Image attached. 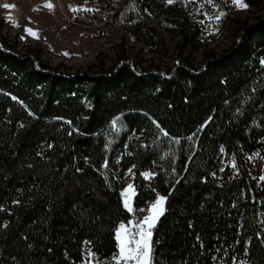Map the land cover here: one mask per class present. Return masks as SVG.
<instances>
[{
  "label": "trees",
  "instance_id": "obj_1",
  "mask_svg": "<svg viewBox=\"0 0 264 264\" xmlns=\"http://www.w3.org/2000/svg\"><path fill=\"white\" fill-rule=\"evenodd\" d=\"M245 3L254 22L232 20L229 45L192 68L179 56L202 49L197 2L108 0L163 71L117 58L65 74L0 17V264L111 260L131 219L114 161L135 210L165 198L150 264H264V182L245 159L264 156V0Z\"/></svg>",
  "mask_w": 264,
  "mask_h": 264
},
{
  "label": "rangeland",
  "instance_id": "obj_2",
  "mask_svg": "<svg viewBox=\"0 0 264 264\" xmlns=\"http://www.w3.org/2000/svg\"><path fill=\"white\" fill-rule=\"evenodd\" d=\"M107 1L20 0L13 8L0 6V11H5L3 16L0 15L5 20L2 34L6 37H14L18 34L21 39L20 46H37L40 49L42 60L53 67H58L60 72L65 74L90 73L98 65L99 59H103L109 64L117 58L129 60L139 70L163 71L164 66L160 64L154 54L125 35L122 26L112 25L111 9ZM181 1L197 2L192 8L191 14L193 21L199 23L202 30V49L193 53L183 52L179 56V61L192 68H198L202 64L204 51L209 52L211 56H217L229 45L228 32L232 20L247 19L252 24L259 13L255 9H250L245 0H241L247 6L245 8H241L236 0H216L226 1L223 9L215 6L212 0L211 2L208 0ZM47 5H51V7H47ZM83 14L87 15L90 23L84 24L76 19V16ZM26 29L31 31H26ZM165 38L169 55H172L175 51V39L168 35H165ZM245 159L251 176L264 182V179H261L264 177V156L252 153L246 155ZM220 166L221 168L224 166L223 159L220 160ZM112 169L119 179L124 208L131 213V219L123 225L130 227L137 222H142L146 216L151 214V206L161 197H157L147 207L135 210L132 205L135 194L132 185L133 172L130 170L124 175H118L117 161L112 163ZM144 174H148L144 176L150 178L153 172L147 171ZM129 185L133 189L131 192H128ZM126 201L133 209L132 211L125 207ZM164 205L165 199L163 208ZM119 229L120 227L116 232V240ZM133 230L135 231V229ZM151 233H153V228ZM117 242L119 244L118 240ZM81 264H116V260L113 257L111 260L98 261L93 254L86 250L84 261Z\"/></svg>",
  "mask_w": 264,
  "mask_h": 264
},
{
  "label": "snow or ice",
  "instance_id": "obj_3",
  "mask_svg": "<svg viewBox=\"0 0 264 264\" xmlns=\"http://www.w3.org/2000/svg\"><path fill=\"white\" fill-rule=\"evenodd\" d=\"M169 2H171V0H169ZM208 2H211V0H208ZM236 2L239 3L241 8L247 7L241 2V0H236ZM6 7L9 6L6 5ZM47 7H51V5H47ZM73 10L76 11L77 9ZM26 31L31 30L26 29ZM104 166L107 167L106 164ZM261 179H264V177ZM132 190V186L129 185L128 192H131ZM125 195L127 196V192ZM164 199L165 198L161 197L155 204L151 206V214L146 216L142 222H137L135 225L130 227H127L123 224L120 225V229L117 233L119 252L114 256L116 264H121V262H123V264H129V262H131V264H150V240L152 235L151 229L155 227L157 220L164 212ZM125 207H127L129 211L133 210L127 201L125 202ZM133 229H135V231ZM240 264H244V262H240Z\"/></svg>",
  "mask_w": 264,
  "mask_h": 264
},
{
  "label": "crops",
  "instance_id": "obj_4",
  "mask_svg": "<svg viewBox=\"0 0 264 264\" xmlns=\"http://www.w3.org/2000/svg\"><path fill=\"white\" fill-rule=\"evenodd\" d=\"M17 2H20V0H0V6H2L3 8H10V7H12L13 8V6L17 3ZM21 5H23V3H20ZM6 5L7 6H9V7H6ZM19 13H20V9H19ZM5 14V11L4 10H1L0 11V15H4ZM7 22H10L9 20H6ZM11 23H13V22H11Z\"/></svg>",
  "mask_w": 264,
  "mask_h": 264
},
{
  "label": "built area",
  "instance_id": "obj_5",
  "mask_svg": "<svg viewBox=\"0 0 264 264\" xmlns=\"http://www.w3.org/2000/svg\"><path fill=\"white\" fill-rule=\"evenodd\" d=\"M212 2L215 4V6H217L220 9H223V7H225L226 5V1H216V0H212Z\"/></svg>",
  "mask_w": 264,
  "mask_h": 264
}]
</instances>
